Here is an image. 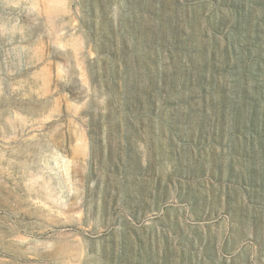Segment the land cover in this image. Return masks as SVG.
<instances>
[{
  "label": "rangeland",
  "instance_id": "obj_1",
  "mask_svg": "<svg viewBox=\"0 0 264 264\" xmlns=\"http://www.w3.org/2000/svg\"><path fill=\"white\" fill-rule=\"evenodd\" d=\"M0 264H264V0H0Z\"/></svg>",
  "mask_w": 264,
  "mask_h": 264
}]
</instances>
